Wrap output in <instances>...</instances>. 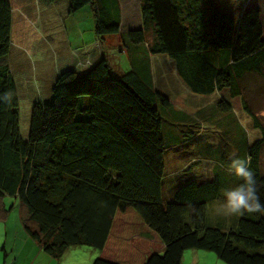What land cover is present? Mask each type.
Masks as SVG:
<instances>
[{
    "label": "trees",
    "instance_id": "trees-1",
    "mask_svg": "<svg viewBox=\"0 0 264 264\" xmlns=\"http://www.w3.org/2000/svg\"><path fill=\"white\" fill-rule=\"evenodd\" d=\"M64 1L68 14L90 6L99 43L120 37L109 50L128 52L134 67L120 72L104 50L97 63L62 71L50 99L33 104L23 135L9 64L14 10L0 0V96L13 93L10 104L0 99V197L20 202L26 231L57 260L89 246L99 252L93 264H182L187 250L212 252L225 264H264V214L237 215L232 229L207 223L208 208L224 202L222 168L233 173L231 145L244 144L264 203L260 9L250 0L234 12L217 0H140L141 27L123 31L121 0ZM153 58L170 63L182 90L155 84ZM216 94L213 114L188 101ZM244 114L257 131L251 144L231 126L244 124ZM208 124L224 130L219 143H194L191 159L168 172L167 152L212 130Z\"/></svg>",
    "mask_w": 264,
    "mask_h": 264
},
{
    "label": "rangeland",
    "instance_id": "rangeland-1",
    "mask_svg": "<svg viewBox=\"0 0 264 264\" xmlns=\"http://www.w3.org/2000/svg\"><path fill=\"white\" fill-rule=\"evenodd\" d=\"M10 1L14 10L12 34L14 49L12 47L13 51L11 50L9 55V64L14 72V77L22 96L20 114L22 133L23 135L25 133L28 135L30 129L31 108L35 103L30 102V93L36 92L41 98L49 100L53 86L52 80L56 75L65 71L66 67L72 66L71 64H68L69 61L77 68H81L82 65H84V62H88V65H90L89 61L91 60H87L89 57L88 55H84L83 49L88 46L91 47L96 42L97 37L94 32L95 23L93 10L90 6L85 7L78 12L68 14L69 6L64 0H58V2L49 5L48 10L46 11H44L45 5L43 3L38 4L35 0ZM217 1L222 9L234 12L237 8L243 5L245 0ZM140 3V0H121L123 8V31L137 29L140 26ZM248 4L260 9L264 23V0H250ZM40 14H42V16ZM129 23H133V29H131V27L129 28L127 25ZM104 42L106 43L107 40H104L103 43ZM119 42L120 37L112 36L107 44L98 43L95 44V46H99L98 48H100V45L104 46L103 49L110 53L109 57H111V62L114 63L116 61L117 68L120 72L128 73L133 70L134 67L128 52H116V50L113 49L109 50L111 45H117ZM151 60L153 61L152 76L155 84L163 85V87L170 92H174L175 89H181L178 78L173 75V68L170 63L167 65L163 58H159L158 60L153 58ZM88 65L85 68H88ZM170 95L172 96L173 94L171 93ZM216 99H219L217 94L210 98L200 96L192 97L191 95H188L189 102L200 106L205 105V113L208 114H213L215 110V107L213 106L215 105L212 104ZM235 106L238 108L239 102H236ZM260 107L264 109V106L261 105ZM222 114L223 113L217 112V115L215 116ZM259 116L264 118V110H259ZM241 119L244 124H231V126L235 128V135H237L239 142H245L247 140V142L251 144L255 141L257 131L253 129L251 120L247 115H242ZM211 126H214V124H208L205 128L210 129ZM211 129L212 130L210 131L204 130V132H202L198 138L192 140L187 147L169 150L167 152V160H169L167 161V171H176L179 166L185 165L187 161L191 159V152L195 151V148H193L194 143L202 144L206 142L208 143L209 141L219 143V140L224 136V130L220 131L216 129L215 126ZM247 131H249V135L247 134ZM238 141L236 142L238 143ZM243 147L244 144L239 143V145L236 144L235 147L234 145H231V149L229 150H231L233 155L244 158L245 154L244 151H242ZM226 149L224 150L227 151L228 149ZM180 156H182V158H180ZM222 170V176H224L222 178L224 190L235 187L240 179L235 176L234 173L225 172L227 170L224 168H222ZM262 171L264 172V150L262 153ZM219 204L220 203H215V205H211L208 208L207 223L209 226L220 229L236 228L238 216L224 215L222 210H217ZM19 213L21 212L16 211L15 214L17 215L14 216H19ZM243 249L246 251L245 248ZM70 252L72 258L64 261L62 264H93L99 254L96 249L89 246L72 247ZM249 252L255 251L251 250ZM258 253L264 255V249L258 251ZM55 260L56 264H60L57 259ZM182 264L225 263L212 252L187 250L184 252Z\"/></svg>",
    "mask_w": 264,
    "mask_h": 264
},
{
    "label": "crops",
    "instance_id": "crops-1",
    "mask_svg": "<svg viewBox=\"0 0 264 264\" xmlns=\"http://www.w3.org/2000/svg\"><path fill=\"white\" fill-rule=\"evenodd\" d=\"M44 5V11L48 10L49 5ZM40 15L42 16V14ZM127 25L129 28L131 27V29H133V23ZM139 25V27H141V23ZM98 43L99 40L97 38L96 42L92 45L93 47L88 46L83 49L84 55H88L89 58L87 60H91L93 62L92 64L97 63L106 55L103 46L100 45V48H98L99 46H95V44ZM111 46L114 48L116 47V45ZM123 52L126 51L123 50ZM163 60L165 59L163 58ZM68 64L72 66L66 67L65 70L75 68L70 61ZM88 70H90L89 67H84V72ZM57 76L58 75L52 80V84H54ZM19 94L21 100V93L19 92ZM30 95V102H36L41 98L36 92L30 93ZM234 102H240V100L236 99ZM16 211H20L21 213H19V216L15 217L14 215H17L15 214ZM26 217L27 211L17 199L8 196L0 197V264H56V260L44 253L39 244L34 241L26 231L23 225V219ZM70 251L71 248L65 253L61 260H58L60 264L72 258Z\"/></svg>",
    "mask_w": 264,
    "mask_h": 264
},
{
    "label": "clouds",
    "instance_id": "clouds-1",
    "mask_svg": "<svg viewBox=\"0 0 264 264\" xmlns=\"http://www.w3.org/2000/svg\"><path fill=\"white\" fill-rule=\"evenodd\" d=\"M12 98L13 93L11 91L0 96V99L8 104L12 102ZM230 171L240 179L241 183L223 191L224 202L221 205L223 214L226 216H242L245 213L264 214V203L261 202L259 194L260 185L254 171L250 168V158L233 155Z\"/></svg>",
    "mask_w": 264,
    "mask_h": 264
}]
</instances>
